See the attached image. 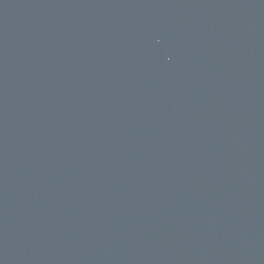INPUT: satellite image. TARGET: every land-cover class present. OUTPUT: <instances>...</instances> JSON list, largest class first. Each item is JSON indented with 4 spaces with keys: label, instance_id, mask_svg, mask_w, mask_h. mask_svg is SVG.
Instances as JSON below:
<instances>
[{
    "label": "water",
    "instance_id": "95a60500",
    "mask_svg": "<svg viewBox=\"0 0 264 264\" xmlns=\"http://www.w3.org/2000/svg\"><path fill=\"white\" fill-rule=\"evenodd\" d=\"M0 264H264V0H0Z\"/></svg>",
    "mask_w": 264,
    "mask_h": 264
}]
</instances>
